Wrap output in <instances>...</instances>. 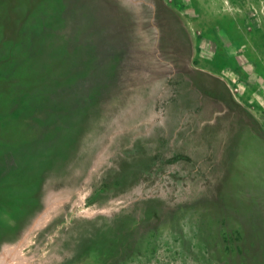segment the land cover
Listing matches in <instances>:
<instances>
[{
	"label": "rangeland",
	"instance_id": "374dc122",
	"mask_svg": "<svg viewBox=\"0 0 264 264\" xmlns=\"http://www.w3.org/2000/svg\"><path fill=\"white\" fill-rule=\"evenodd\" d=\"M1 97L0 264H264V0H0Z\"/></svg>",
	"mask_w": 264,
	"mask_h": 264
},
{
	"label": "trees",
	"instance_id": "16d2710c",
	"mask_svg": "<svg viewBox=\"0 0 264 264\" xmlns=\"http://www.w3.org/2000/svg\"><path fill=\"white\" fill-rule=\"evenodd\" d=\"M11 94V93H10ZM10 97V99H8L9 101H13V97ZM6 104L10 107L9 102H5V99H3L1 97L0 100V111L1 108L6 107ZM6 117L2 118L0 116V144L1 145H6V146H15L18 143L21 138H22V134L21 133H25L26 132V125L24 122L20 121L18 118H20V115L17 117H15V115H13L12 113H7L5 115ZM13 155V156H12ZM11 156H8L6 158H4V162L0 160V171H1V165L5 162H12V160L15 163V166L11 167V169L0 172V186L4 185L7 183L8 178H10L14 173L19 171V162L17 160V157L15 155L14 152H12ZM5 157V156H4Z\"/></svg>",
	"mask_w": 264,
	"mask_h": 264
}]
</instances>
